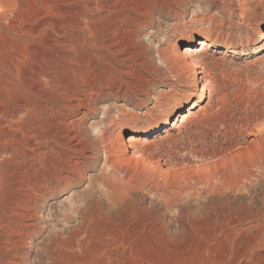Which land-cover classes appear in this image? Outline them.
<instances>
[{
  "label": "rangeland",
  "instance_id": "rangeland-1",
  "mask_svg": "<svg viewBox=\"0 0 264 264\" xmlns=\"http://www.w3.org/2000/svg\"><path fill=\"white\" fill-rule=\"evenodd\" d=\"M199 41L215 46L195 54V87ZM166 120L123 173L104 167L107 137ZM38 136L47 179L82 171L37 200L14 248L0 230V264H264V0H0V215ZM230 216L244 221L220 243Z\"/></svg>",
  "mask_w": 264,
  "mask_h": 264
},
{
  "label": "bare ground",
  "instance_id": "bare-ground-1",
  "mask_svg": "<svg viewBox=\"0 0 264 264\" xmlns=\"http://www.w3.org/2000/svg\"><path fill=\"white\" fill-rule=\"evenodd\" d=\"M261 38L259 37L258 40ZM199 43H201L202 47L200 48L187 47L185 50L186 56H188L191 59L190 67L192 70V80H194L195 87L197 86V83L199 82V78H200L197 74L198 73L197 72L198 60L195 58V54L197 52H200L204 46L208 48L215 46V43H212L210 41L209 42L199 41ZM230 46H231V43H224L221 45L223 49H227ZM253 52H256V51H253ZM43 77H44V72L42 70L35 72V75L33 76L35 84H34V87L29 92L30 93L29 100L31 101V104L29 103L28 110H27L28 113H30V115L31 113H34L36 111L39 112L42 109L43 89H42L41 83H42ZM204 91H206V88L204 84H202L200 92H204ZM194 96H195V93H192L190 95L189 113H192L190 112V108H193L195 105V102L193 101ZM21 108L23 109L24 107H21ZM188 114L183 113L180 115L181 122L184 121V119L188 116ZM168 123L171 126L174 124L173 121L171 123L169 120H166L162 123H150L148 126H145V127H135L132 131V134H129L127 140L123 142L114 143L109 137H107L106 144L108 145L104 146V154H105L104 163H103L104 167L107 170H109V172H111L112 175L123 173L120 167V162L123 160H127V159L128 161H136L138 158V155L140 156L141 152H143V151H139L140 154L134 153L135 155L138 154L137 156H135L133 153L126 156L129 149H133V144L136 141L137 134H139V132L140 133L142 132L143 134L150 133L160 127H163L164 125ZM67 138L76 140V144L72 146L75 152H84L85 150L88 149L87 144L82 142L77 132H74L72 135H68ZM101 139H102V142L104 143L105 137H103V134L101 135ZM41 147H42V137L38 136L37 142H36V149L33 148V150H30L29 154L26 155L29 158V160L31 159L30 161L31 163L25 166L26 169L22 173V177L19 183L21 186H20V189L18 188L19 191L21 192V195H19L20 197H14L13 199H9V201H7L8 203L6 202L5 205L3 204L4 207L2 208V211H1L2 214L0 215V230H3L5 232H15L18 235L17 240L15 241H12V239H11L12 242L10 241V239L6 240L7 242L6 244L7 245L12 244L13 248L21 240L20 238H22L23 234H26L28 232L34 233L36 231L38 224H39L37 219L40 220V210L38 208L37 200H40L41 198H43L46 191H50V189H56L58 186H60V185L58 186L56 185L57 182L61 183V185H63L64 183L68 184L70 181L74 180L73 179L74 174H79L82 171L81 167H79L78 165H74L72 168L69 167L70 169L68 173H66L64 176L61 175L59 172H55L51 178L47 179L44 174V169H43L44 165L42 166L39 160V158L41 159L40 157L41 155H39L41 154L39 153ZM115 151L117 152V154L115 153ZM125 156H126V159L123 158ZM23 165H22V168H23ZM110 184L111 183L109 184L106 183L105 185L106 188L108 186L109 190L111 188L113 189V185H110ZM243 221L244 220L242 218H239L236 216H230L226 218L225 221H219L218 223H216V228L214 231L216 235L221 237L220 240H218V242L220 243L227 242L229 237H231V235L233 234V231L235 230L234 226L238 223H242ZM7 263L8 264H23V262H21L20 259L15 261L11 258L8 259Z\"/></svg>",
  "mask_w": 264,
  "mask_h": 264
}]
</instances>
